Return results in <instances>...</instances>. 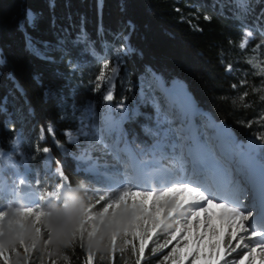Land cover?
<instances>
[{
    "label": "trees",
    "instance_id": "1",
    "mask_svg": "<svg viewBox=\"0 0 264 264\" xmlns=\"http://www.w3.org/2000/svg\"><path fill=\"white\" fill-rule=\"evenodd\" d=\"M247 3L244 10L238 0H0V152L12 153L18 133L21 153L27 159L35 156L28 166L37 168L42 161L38 149L48 147L77 190L79 174L73 179L67 159L75 149L57 133L74 130L79 109L95 102L93 81L104 60L119 63L113 105L119 101L120 80L133 83L153 73L165 85L181 84L236 142L252 139L260 144L256 137L264 132L259 121L264 89L247 62L249 46L241 51L239 44L242 32L264 25V0ZM28 12L36 17L35 27L27 22ZM120 46L125 53L116 57L113 51ZM66 60L75 70L64 65ZM229 64L231 72L226 71ZM244 92L248 96L241 101ZM49 125L63 147L51 136L39 140L41 129ZM143 125L142 118H135L129 132L138 133ZM55 251L59 264H83L87 243L81 248L77 239L75 244L55 245ZM99 257L96 252L94 264H110ZM148 260L145 254L142 264ZM125 261L134 264L130 250L127 256L116 253L115 264Z\"/></svg>",
    "mask_w": 264,
    "mask_h": 264
},
{
    "label": "snow or ice",
    "instance_id": "2",
    "mask_svg": "<svg viewBox=\"0 0 264 264\" xmlns=\"http://www.w3.org/2000/svg\"><path fill=\"white\" fill-rule=\"evenodd\" d=\"M238 6L247 10L249 4L247 0H238ZM27 22L35 27L36 17L29 14ZM260 34L264 36V26H261ZM252 36L251 30L244 32L239 44L241 51L247 48ZM81 39L87 40L86 33H82ZM29 46H32L31 40ZM260 47L256 45L253 51ZM247 62L252 63L251 60ZM119 70L118 62L110 65L108 60H104L93 81L94 92H100L102 85H107L102 93L105 102L114 98V80ZM232 70L233 66L227 65L226 71ZM257 74L264 75V69ZM232 87L236 88V85ZM247 96L248 93L244 92L241 101ZM260 99L264 101V96ZM120 107L123 108L122 103ZM259 121L264 122V115L259 117ZM115 128V122L110 121L109 131L114 133ZM221 132L227 136L226 130ZM45 135L51 136L57 147H63L52 125L41 129V139ZM65 135L71 141V133ZM256 140L260 142L261 155L264 156V132L257 135ZM257 147L253 144L251 151L255 152ZM38 151L49 154L51 149L44 147ZM56 174L59 183L52 191H43L38 196L39 203H35L36 197L33 196L26 200L25 206L20 207L13 206V202L25 200L26 190L30 191L31 185L23 176L19 177L10 192L0 183V198H4L6 193L11 198L6 209L0 206V260L3 264H12V255L19 256L18 248L23 249V264H30L31 254L40 240L44 250L49 251L52 245L75 244L77 239L81 248L85 247L87 239V256L83 264H94L96 251L101 250L107 254L100 255L101 261L107 259L110 264H115L118 251L123 254L130 250L131 256L135 257L134 264H142L150 241L153 242L150 249L152 255L172 245L158 264H264V171L261 173L258 203L254 201L250 205L244 203L242 195L232 194L231 185L234 182L231 181L228 194H221L207 181L161 178V182L152 187L128 180L109 183L103 190L97 188L95 202L85 207L76 195L80 189H72L59 162ZM236 190L241 191L238 185ZM65 191L67 197L62 199ZM54 202L56 210L46 211L45 204ZM98 204L101 207L96 209ZM161 235L165 238L158 242ZM26 237L30 238V242H26ZM94 248L96 251H93ZM241 249L246 251L228 259ZM17 264H20L19 260ZM51 264H57L56 260H51ZM125 264L128 262L125 261Z\"/></svg>",
    "mask_w": 264,
    "mask_h": 264
},
{
    "label": "rangeland",
    "instance_id": "3",
    "mask_svg": "<svg viewBox=\"0 0 264 264\" xmlns=\"http://www.w3.org/2000/svg\"><path fill=\"white\" fill-rule=\"evenodd\" d=\"M244 32H242V38ZM260 32L261 27L252 31L253 36L248 43V59L252 61V67L253 65L259 66L253 67V72L260 78L264 89V75L257 74L261 69H264V36H261ZM256 45H261V47L257 51H253ZM122 48L121 46L115 48L114 56L118 57V53H125V51H120ZM116 63L117 61H112L110 65ZM64 65L69 70H75V65L70 64L68 60ZM173 83L165 85L158 75L153 73L136 78L133 83L124 79L120 80V91L117 94L119 101L115 105L111 101L103 100L102 93L107 85H102L100 92L92 90L91 95L95 96V102H88L79 109L75 129L61 132V134L57 133L65 143L72 145L75 149V155L67 156V159L70 161L69 163L72 162L73 179L76 178V173L83 176L78 175L79 180L75 189L82 191L81 196L77 195V197L85 207L95 202L96 189L103 190L109 183L128 180L152 187L160 183L161 178L173 180L183 178L200 182L207 181L212 184L210 180L213 177L223 179L224 177L221 176L228 174L231 175V179H237L236 185L231 186L233 195L245 197L246 205H250L254 201L258 203V199H255V196L246 189L243 191L236 189L238 185L241 190L244 187L242 185L244 178L247 175H252L255 177L256 183L259 181V186H256V196L259 198L261 173L264 171V156L261 155L260 144L252 139L236 142L222 123L214 122L202 109L195 107L197 110L199 109V112L179 106L172 98L174 94L170 88ZM94 86L93 83V88ZM115 88L116 84L113 96ZM121 103L123 108L120 107ZM69 109L73 110L71 106ZM97 110L98 115L96 114ZM135 118H142L144 125L138 128V133H130V124ZM110 121L115 122L114 133L109 131ZM131 129L133 130V127ZM222 129L226 130L227 136L222 134ZM65 133H71V141ZM39 140L43 141L45 138L41 139L40 135ZM253 144L258 146L255 152L251 151ZM23 147L19 134L16 133L11 142L12 153H3V157L0 158V183L7 191L10 192L14 188L20 176H23L26 182L31 185V190H26L25 200L13 202L15 207L25 206L23 201L29 200L33 196L36 197L35 203H39L38 196L42 190L53 183L48 190L52 191L59 183V176L56 174L57 162L62 168L61 161L53 157L51 152L49 154L41 153L42 161L39 167L28 166L27 162L35 156L29 154V159H27L21 153L24 150ZM190 151H194L193 155H190ZM185 155L194 157L196 162H201L200 164L204 168L210 167L211 171L203 169L200 172V177L196 178L192 173H188L190 168ZM210 163L214 165V168H211ZM243 164L247 166L242 167ZM212 171L216 173L214 174ZM51 178H54L55 181ZM93 179L103 182L102 185L93 183ZM227 184L225 183L224 189L220 191L221 194H228L229 185ZM41 185L44 187H40ZM213 186L216 188L215 185ZM252 195L254 199H250ZM66 197L65 191L62 194V199ZM10 201L11 198L6 193L4 198H0V206L6 209ZM69 203L71 204L70 200ZM48 205L46 211L56 210L55 202ZM100 207L101 205H96V209ZM213 211L218 212L219 210L213 209ZM29 237H26V242H30ZM164 238L165 236L161 235L158 242H162ZM85 243H87V239H85ZM152 246L153 242L150 241L149 247L145 250L146 258L149 257L148 264H158L161 257L172 247L169 245L163 252L152 255L150 251ZM93 251L96 249L94 248ZM243 251L246 249L238 250L228 259L238 257ZM18 252L19 256L12 255V264H17L18 260L20 264H23V249L18 248ZM96 252L99 256L106 254L103 250ZM118 253L121 256H127L128 251L123 254L119 251ZM51 260H56L59 264L55 245L50 246L49 251H45L43 241H38L37 248L31 254L30 264H41V261L43 264H51ZM0 264H3V260H0Z\"/></svg>",
    "mask_w": 264,
    "mask_h": 264
},
{
    "label": "bare ground",
    "instance_id": "4",
    "mask_svg": "<svg viewBox=\"0 0 264 264\" xmlns=\"http://www.w3.org/2000/svg\"><path fill=\"white\" fill-rule=\"evenodd\" d=\"M170 89H172V91H173V99H175V101H176V103L179 105V106H181V107H184V108H186L187 110L188 109H190V110H192V111H199V109L197 110L196 108H195V106L193 105V102H192V100H191V98H190V96H189V94L185 91V89H184V87L181 85V84H179V83H173L172 84V86H171V88ZM172 99V100H173ZM200 112V111H199ZM190 153V155H193V153H194V151H190L189 152ZM185 157H187V159H188V162H189V168H190V170L188 171V173H192L196 178H199L200 177V172H201V168L203 167V165L202 164H200L201 162H196V160L194 159V157H190V156H188V155H185ZM241 161L242 162H244L242 159H241ZM223 164H225L224 162H222ZM211 164V163H210ZM245 166H247L246 164H243L242 165V167H245ZM211 168H214V165H212L211 164ZM203 169L204 170H206V169H210V167H206V168H204L203 167ZM210 171H211V169H210ZM213 172V171H212ZM214 173V172H213ZM216 173V172H215ZM214 173V174H215ZM231 175L230 174H228V175H226V176H221L223 179H218L217 177H213L211 180H210V182L213 184V185H215L216 186V188H218L219 189V191H221L222 189H224V185H225V183L227 184V182H234L231 186H234V185H236V182H237V179L235 178H233V179H231V177H230ZM226 180V181H225ZM144 184V183H143ZM251 184H253V185H251ZM259 181H257V183H256V181H255V177L254 176H252V175H250V179L248 180V181H245V182H243L242 181V185H244V187H242L241 188V191H243V189L245 190L246 189V191H248V192H250L251 194H253L255 197V199L257 198L258 199V197L256 196V194H257V188H256V186L258 187L259 185ZM227 185H229V183L227 184ZM226 185V186H227ZM261 186V185H260ZM254 190H253V189ZM226 189V188H225ZM256 192V193H255ZM253 198V199H254ZM26 201H23V204L25 203Z\"/></svg>",
    "mask_w": 264,
    "mask_h": 264
},
{
    "label": "water",
    "instance_id": "5",
    "mask_svg": "<svg viewBox=\"0 0 264 264\" xmlns=\"http://www.w3.org/2000/svg\"><path fill=\"white\" fill-rule=\"evenodd\" d=\"M29 12H28V14H27V18H28V16H29ZM159 77V76H158ZM160 78V77H159ZM175 82V81H174ZM172 83V82H171ZM190 96V95H189ZM190 98H191V96H190ZM191 100H192V98H191ZM192 102H193V105L195 106V107H197V108H199L195 103H194V101L192 100ZM200 109V108H199ZM207 113V112H206ZM208 114V113H207ZM209 115V114H208ZM209 117H210V115H209ZM211 118V117H210ZM212 119V118H211ZM215 122V121H214Z\"/></svg>",
    "mask_w": 264,
    "mask_h": 264
}]
</instances>
